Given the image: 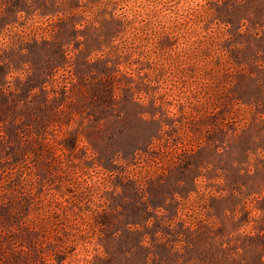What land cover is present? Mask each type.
<instances>
[{
    "label": "rangeland",
    "instance_id": "1",
    "mask_svg": "<svg viewBox=\"0 0 264 264\" xmlns=\"http://www.w3.org/2000/svg\"><path fill=\"white\" fill-rule=\"evenodd\" d=\"M0 264H264V0H0Z\"/></svg>",
    "mask_w": 264,
    "mask_h": 264
}]
</instances>
